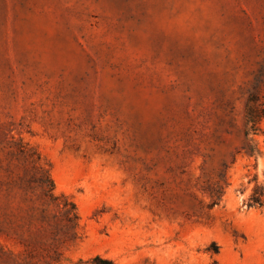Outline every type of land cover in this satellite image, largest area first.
<instances>
[{
	"label": "rangeland",
	"instance_id": "1",
	"mask_svg": "<svg viewBox=\"0 0 264 264\" xmlns=\"http://www.w3.org/2000/svg\"><path fill=\"white\" fill-rule=\"evenodd\" d=\"M253 95L264 0H0V264H264Z\"/></svg>",
	"mask_w": 264,
	"mask_h": 264
},
{
	"label": "trees",
	"instance_id": "2",
	"mask_svg": "<svg viewBox=\"0 0 264 264\" xmlns=\"http://www.w3.org/2000/svg\"><path fill=\"white\" fill-rule=\"evenodd\" d=\"M255 96H251L247 102V115H246V125L248 127L246 135L249 137L251 134V131L253 133H257L259 128L258 125L260 124V121L264 119V103H258V100L254 98ZM255 147L250 146L247 153L249 155H253L255 152ZM261 202L259 198L253 197L252 198V205H260Z\"/></svg>",
	"mask_w": 264,
	"mask_h": 264
}]
</instances>
